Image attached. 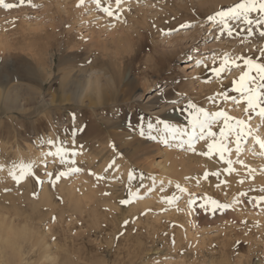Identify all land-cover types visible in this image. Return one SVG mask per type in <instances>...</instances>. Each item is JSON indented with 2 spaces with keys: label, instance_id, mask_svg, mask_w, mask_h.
I'll list each match as a JSON object with an SVG mask.
<instances>
[{
  "label": "rangeland",
  "instance_id": "1",
  "mask_svg": "<svg viewBox=\"0 0 264 264\" xmlns=\"http://www.w3.org/2000/svg\"><path fill=\"white\" fill-rule=\"evenodd\" d=\"M229 1L130 0L122 8L131 10L124 11L120 21L111 20L91 3L77 7L79 0H34L41 5L38 9L21 6L4 10L0 7V83L6 87L7 98H16L26 105L24 112L10 110L5 105V97L0 98V166L4 168L0 171V202L6 207L25 208L23 193L27 190L33 200L56 197L61 202L59 196L66 184L77 197L92 196L98 200L112 197L119 203L128 199L130 203H120L117 213L121 217L131 212L128 217H132L134 223L130 225V241L135 244L128 243L130 253L124 247L122 252L116 244L120 256L124 255L122 259L118 257L119 262L117 259L111 264H264V202L256 199L264 195L260 192L264 188L261 149L249 139L241 144V151L237 153L233 136V143L229 145L231 155L226 156L234 169L229 173L228 165L219 159L218 153L199 155L207 152L208 145L213 142L207 137V130L204 132L207 139H200L201 130L195 129L192 140L195 153L188 147L193 137L189 102L212 113L225 111L236 119L248 118L246 104L243 101L237 104L231 99L239 98L233 91L234 82L246 69L233 67L219 78L212 69L219 67L226 55L250 57L264 63L261 55L264 37L259 35V29L249 36L242 32V21H232L233 34L229 36L225 31L221 36L220 27L207 19L222 8L241 2ZM5 2L16 4L18 0ZM189 22L193 27L171 35H163L160 31L179 29L181 23ZM110 24L115 26L109 27ZM54 42L69 52L78 49L85 52L81 50L84 54L75 63L67 62L62 73L58 70L62 53L53 49ZM92 43H97L99 50L102 48L101 53L114 50L123 57L122 63H115L113 59L112 63L122 72V81L116 79V83L122 86L118 87V93L127 90L126 101L121 109L108 113L107 124L100 127L101 133L86 139L77 134L76 145H83V148H77L81 154L75 159L82 171L60 179L53 187L44 176L45 170L56 173L66 171L70 165L61 166L58 160L53 162L48 157L45 169L42 157L54 149L47 145L39 147V138L54 136L52 139L56 140L59 137L68 140L71 147L70 137L63 135L65 129L73 127L67 121L70 112L60 105L66 88L63 80L66 81L73 65H90V59H86L87 45L90 48L94 46ZM53 53L56 54L52 65L50 55ZM197 60H203L204 66L197 67ZM29 64L39 65L43 75L50 78L44 86V100L50 102L51 97H55L57 111L29 102V91L37 89L22 76ZM103 64L109 70L115 67H111V62ZM188 65L190 67L186 68ZM111 88L105 89L106 98L114 92ZM221 93H227L230 99L224 100ZM68 97L73 95L68 93ZM174 114H181L183 119H172L170 116ZM257 119L258 116H254L250 121L254 131L262 125ZM157 120L167 123L170 130L165 131L164 123H157ZM149 121L153 124L152 131L147 127ZM75 127L80 129L81 126L75 123ZM171 129H178L175 139ZM221 130L226 131L222 119L211 125L217 143L222 139ZM20 161L40 164L37 175L43 179V184L33 178L17 186L9 176V168L13 162ZM113 161L114 166L109 167ZM130 173L134 175L130 177ZM205 173H208L207 179ZM97 176L104 179L98 180ZM177 185L187 191H179ZM137 195L143 198L137 199ZM172 197L176 200L167 203ZM210 200L231 206L227 210L218 209V214L215 212L223 219L215 218L210 207L209 210L201 207L208 206ZM203 213L205 216L200 217ZM185 228L190 231L184 232ZM179 229L181 234H178Z\"/></svg>",
  "mask_w": 264,
  "mask_h": 264
},
{
  "label": "bare ground",
  "instance_id": "2",
  "mask_svg": "<svg viewBox=\"0 0 264 264\" xmlns=\"http://www.w3.org/2000/svg\"><path fill=\"white\" fill-rule=\"evenodd\" d=\"M238 1L239 0H231L229 2L235 3ZM257 15L258 14L255 13L252 18L256 19ZM97 43L99 42L97 41ZM97 43H92L94 46L91 45L90 48L87 45L88 58L86 59H90V65H73L74 67H71V71L67 74L66 81L64 82L63 80V85H65L66 88L63 91L60 105L63 104L64 108H67V112H70V114L67 113L68 115L65 114L70 124H73V113L71 114V111L75 113V123L81 126L78 136L79 138L81 136L82 139L91 138L89 136L101 133L102 130L100 127H102V124H107L108 113H111L110 111L113 112V109L115 112L121 109L123 106L122 103L126 101L124 94L127 90H121L118 93L119 88L122 86L116 83L117 80L122 81L123 75L121 70L117 69L114 65L115 63H122L123 57L119 56V52H114V50H112L113 53L110 51L106 52L107 50L101 53L100 51H102V48L99 50ZM52 47H54L53 49L58 51L59 54L60 52L62 53L61 57L59 56L58 69L62 71V73L65 72L63 68L67 62L73 64L77 58V60H79V57L84 54L82 52L84 49H81L82 51L78 49L69 52L61 45L55 44V42ZM46 54H48V52H46ZM55 54L56 53L50 55L52 56V65L55 62ZM112 59L115 62L114 64L112 63ZM107 61H110L112 64L111 67L115 66L116 68H112L116 70L112 68L109 70L104 67L103 63H109L108 65H110V62ZM101 64H103V66ZM187 67L190 66L188 65L186 68ZM40 69L41 67L39 65L35 67L29 64L22 73V76L25 77L29 85H35L37 87V89L29 91V102L35 105L43 104V106L53 108L55 111V107L58 105V101L55 97H51L52 99L50 102L44 100V86L50 78L45 77ZM137 80L140 79L138 78ZM8 86L7 88H9ZM13 87L17 89L16 86ZM107 87H112L110 90L114 91L108 98L104 95ZM227 87L229 88L231 86ZM5 91V85L0 83V98L2 100L5 97V105L10 108V110L13 109L15 111L18 110V112H24L26 105L22 104L20 100L16 98H7L9 95L8 92L6 95ZM68 93H71L73 97L69 98ZM25 95L26 94L23 96ZM86 97H88L87 100ZM1 104L2 102L0 105ZM183 105L184 104H182V106ZM52 115L56 117L55 112H52ZM116 115L117 114L114 116ZM180 116L174 114L170 117L172 119H178V117L182 118ZM259 119L258 117L257 121ZM113 124L115 123L113 122ZM54 132L53 129V133ZM258 133L264 137V126L259 127ZM52 138H54V136ZM24 191H26L25 188ZM23 194L25 208H21L18 205L6 207L0 202V264H111L112 262L114 263V260L117 261L120 256L116 244H119V248L122 252L124 250L122 248L124 247L129 250L128 252L130 253L131 249L127 246L134 243H131L130 234L132 232L131 224L134 222L131 219L132 217H128L131 212L123 214L121 217L118 216L117 211L119 210L120 203L114 198L111 197L98 200L92 196L77 197L74 190L70 189L67 184L66 187L62 186L61 195L59 196L61 202H58V198L56 197H49L47 200H33L29 190ZM46 206L48 208H46ZM10 211H12V213ZM217 214L215 213V218L218 216ZM207 215L209 216L208 213ZM203 216H205L204 213L200 217ZM53 217H55V221H53ZM218 217L219 219H223L220 214ZM125 221H129L126 227L124 225ZM189 231L190 229L188 228L184 229V232L188 233ZM178 234H181L180 229ZM117 237H119V239H117ZM141 246L142 245H140V247ZM122 252L120 251L121 254ZM129 253L126 254L127 257ZM122 256H120L121 259ZM119 261L120 259H118V262Z\"/></svg>",
  "mask_w": 264,
  "mask_h": 264
},
{
  "label": "snow or ice",
  "instance_id": "3",
  "mask_svg": "<svg viewBox=\"0 0 264 264\" xmlns=\"http://www.w3.org/2000/svg\"><path fill=\"white\" fill-rule=\"evenodd\" d=\"M130 0H79L77 7H85L86 4L91 3L94 4L96 9L102 12L105 16L111 18L113 21H120L124 11H130L131 9H124L122 5L125 3H129ZM113 3L115 7H113ZM21 6H28L33 9H38L41 5L34 3V0H18V3H8L5 0H0V7L4 10H11L14 8H18ZM257 13V18L253 19L252 14ZM207 19L214 24H217L221 31L220 35L222 36L225 31L227 34L231 36L233 34V25L232 21H242L244 24V31L251 35H255V29H259V35L264 37V0H241L240 3H237L234 6H230L227 9H221L217 11L215 14L210 15ZM115 24H110L109 27H114ZM193 27L192 23L189 22L187 24L181 23L179 29H169L164 30L161 29V33L163 35H171L172 32L190 29ZM261 55L264 56V50H261ZM238 61H243V65H241ZM90 63V61H89ZM196 66H204L203 60H197ZM243 66L246 71L239 77L238 81H235V87L233 91L239 94V98H231L233 102L239 104L240 102H244L246 104V112H248V118L246 120H240L229 116L225 111H217V112H209L204 108L197 106L189 102L188 109L192 110V121H193V137L188 141V147L193 149L195 153L194 145L192 140L195 138V129L199 127L201 130L200 139H207V137H211L213 142L208 145L207 152H200L199 155L202 156H210L211 154L218 153L219 159L224 161L226 165H228V171L231 173L234 169L231 167L232 161L231 159H226V156L230 157L231 149L229 147L230 144L233 143V136L235 142V151L239 153L241 151V144H246L249 139L253 140L255 145H258L261 149L262 154H264V139H262L258 130H253L250 125V121L254 116H258L262 121V125L264 126V63L254 61L253 58L250 57H228L227 55L222 59L219 67H214L212 69L213 73L219 78L224 72L231 70L233 67H241ZM254 73V74H253ZM210 82V81H209ZM219 95H223L224 100L230 99L227 93H221ZM141 119H144L141 117ZM223 120L225 130H221L220 136L221 141L217 143L215 141L216 133L211 131V125L217 121ZM157 123H164L163 121L157 120ZM147 127L149 131L153 130L152 122H148ZM165 131L170 130V126L167 123H164ZM205 130H207V137L204 135ZM173 133V139L176 138L175 133L178 129H171ZM80 132L79 128L75 127V114H73V127L70 129H65L63 135L66 137H70L71 139V147H69V142L66 139H60L59 137L56 140H53L51 137L39 138V147L43 148L45 145L49 146L50 150L44 153L42 157V164L45 169L48 167V157L52 158L53 162L59 161L61 166L70 165L66 171H58L56 173L49 172L45 170L44 176L47 177L48 182L53 187L55 183L59 182L62 178H67L73 174H79L82 169L77 167V161L75 157L80 155L81 153L77 150V148L82 149L83 145H76V136ZM145 133L143 128H141L140 135L143 136ZM155 139V137H151ZM164 143L167 145L168 141L165 139ZM115 148V145H113ZM238 163H242L238 161ZM115 161L109 165V167L114 166ZM41 165L36 161L29 162H13L11 167L9 168V176L15 182L17 186L21 183L27 181L28 179H35V181L39 184H43V179H41L37 175V169ZM3 166H0V171H3ZM134 173H130V177L133 176ZM213 175H219V173H213ZM99 179H104V177L97 176ZM205 179L208 178V173H205ZM243 183V181H241ZM177 188L181 192L187 191L185 188L177 185ZM7 191V189H6ZM260 192L264 193V188L260 189ZM108 193H105L107 195ZM241 195H246V193H242ZM137 195V199H140ZM259 202H264V195H261L256 198ZM176 200V197H172L167 200V203H172ZM121 204H128L130 201L128 199H124L120 201ZM190 202V206H191ZM239 203V201H237ZM201 207H205L206 210L210 207V210L215 213L218 209L227 210L231 206L229 204H222L216 200H210V204L208 206L201 205ZM264 210V209H262ZM53 221H55V217H53ZM128 221L124 222L125 227L127 226ZM119 239V237H117Z\"/></svg>",
  "mask_w": 264,
  "mask_h": 264
}]
</instances>
